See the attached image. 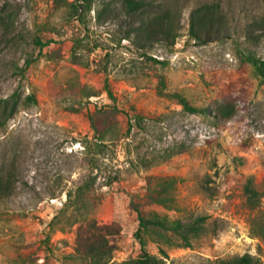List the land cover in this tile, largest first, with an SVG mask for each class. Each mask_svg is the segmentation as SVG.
Returning <instances> with one entry per match:
<instances>
[{
	"label": "rangeland",
	"instance_id": "obj_1",
	"mask_svg": "<svg viewBox=\"0 0 264 264\" xmlns=\"http://www.w3.org/2000/svg\"><path fill=\"white\" fill-rule=\"evenodd\" d=\"M85 2L0 0V172L16 180L0 201V264H92L75 249L83 218L120 229L117 263L140 256L139 230L167 264H264V81L241 62L264 61V0ZM204 5L214 13L199 23ZM139 215L204 229L186 247Z\"/></svg>",
	"mask_w": 264,
	"mask_h": 264
},
{
	"label": "trees",
	"instance_id": "obj_2",
	"mask_svg": "<svg viewBox=\"0 0 264 264\" xmlns=\"http://www.w3.org/2000/svg\"><path fill=\"white\" fill-rule=\"evenodd\" d=\"M82 3H86L85 0H80ZM126 9L130 13H135L137 11L142 10L146 5L147 2L145 0H124ZM214 7L211 5H204L200 8L196 9L194 11V14L197 18V21L201 23L203 20L210 19L212 14L214 13ZM172 11L170 9H166L164 13L159 15L158 19L160 20H168L171 23L172 20ZM193 17V16H192ZM257 25L264 28V18H262L259 22H257ZM193 27V26H192ZM202 26H200L201 29ZM192 36L194 39L200 41V36L198 33H195L192 31ZM176 36H173V39ZM35 44L39 49H42L46 46V43H43L40 38H36ZM34 59L26 60L25 62V68H28V66L34 62ZM241 62L245 64H249L254 71V74L259 77L262 81H264V61L261 59L256 58L252 54H242L241 56ZM26 100L35 103V99L33 96H27ZM180 105L182 106L183 110L186 113L195 115V114H201L205 113V110H201L198 108H195L193 106H190L184 99L180 98ZM220 118H225L228 116V114L220 112L219 114ZM91 127L94 130V134L96 137L93 139L95 141H103L99 138H97V134H101V131L98 130L93 122V119L90 118ZM99 139V140H98ZM14 170L10 169L6 174H2L0 172V201L10 198L14 193V183L16 182L14 177ZM85 186H87L86 182L83 184V186L76 187L75 190H69L66 192V197L69 200L81 198L83 194L85 193ZM85 188V189H84ZM168 188L164 187L161 188L159 193H167ZM244 193L247 197V202L250 205L251 208L257 207L259 203V194L254 189L252 181L249 179L246 182V185L244 187ZM156 203L166 207L171 208L167 204V202H171L172 198H162L158 197L156 200ZM139 219V225L140 227H146L148 225L159 227L165 231L172 232L176 236H178L182 242L186 245V247L189 246L190 238L192 237H198L203 232V226L202 223L205 221V218L199 217L195 219L193 222L188 224H183L179 220H173L169 221L166 218H157L152 217L150 219L143 218L142 216H138ZM77 222V220H75ZM120 232V229L114 224H98L94 219L86 220L83 218L75 233V249L77 252L85 256L86 258L90 259L92 264H167V262L164 260L166 259L165 254L163 253L162 258H158L156 256L150 255L145 251V241L139 234V230L136 231L135 237L141 247V254L138 258L133 260H127L121 263H117L115 261H112V253L113 249L109 244L108 238L118 235ZM237 263H245L249 264V260L245 257L240 258L237 260Z\"/></svg>",
	"mask_w": 264,
	"mask_h": 264
}]
</instances>
